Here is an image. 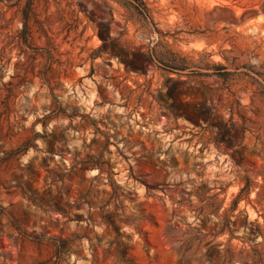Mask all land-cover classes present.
<instances>
[{"label": "rangeland", "instance_id": "374dc122", "mask_svg": "<svg viewBox=\"0 0 264 264\" xmlns=\"http://www.w3.org/2000/svg\"><path fill=\"white\" fill-rule=\"evenodd\" d=\"M263 93L264 0H0V264H264Z\"/></svg>", "mask_w": 264, "mask_h": 264}, {"label": "trees", "instance_id": "16d2710c", "mask_svg": "<svg viewBox=\"0 0 264 264\" xmlns=\"http://www.w3.org/2000/svg\"><path fill=\"white\" fill-rule=\"evenodd\" d=\"M26 19H27V13H24V16H23V26L24 27L26 26ZM20 152H21V149H20Z\"/></svg>", "mask_w": 264, "mask_h": 264}]
</instances>
